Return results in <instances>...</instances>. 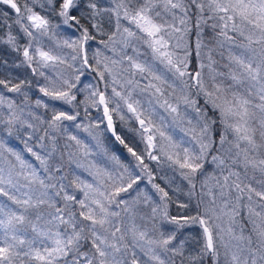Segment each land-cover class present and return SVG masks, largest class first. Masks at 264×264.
Masks as SVG:
<instances>
[{
  "label": "snow or ice",
  "instance_id": "obj_1",
  "mask_svg": "<svg viewBox=\"0 0 264 264\" xmlns=\"http://www.w3.org/2000/svg\"><path fill=\"white\" fill-rule=\"evenodd\" d=\"M0 5L15 13L0 9V264H264V0ZM147 161H166L188 200Z\"/></svg>",
  "mask_w": 264,
  "mask_h": 264
},
{
  "label": "rangeland",
  "instance_id": "obj_2",
  "mask_svg": "<svg viewBox=\"0 0 264 264\" xmlns=\"http://www.w3.org/2000/svg\"><path fill=\"white\" fill-rule=\"evenodd\" d=\"M93 47L95 48V47H101V46H100V45H96L95 42H93ZM62 51H63L64 54H68V53L70 52V50H69V49H66V48L63 49ZM128 51H129V54H131V50L129 49ZM106 54H107V55H112L110 52H106ZM94 75H95V74L92 73V74H89V75L86 76V77H82V79H83V80H86V81H92L93 83H95V81L92 80V77H93ZM143 83H146V81H143ZM109 91H110V90H109ZM8 95H11V94H8ZM138 95H139L142 99H144V102H145V103L147 102V101H146V97L144 96V94H139V93H138ZM37 97H39V93L36 95V98H37ZM43 99H46V98H43ZM78 99L82 100V99H83V94H81V95L78 97ZM61 107H62V108H66L67 106H66V105H61ZM184 107H185L184 105H181V108H182V109H184ZM68 110L71 111V109H68ZM33 111H35L37 114H39V115H41V116H44V115H45V112H44V110H43L42 108H34ZM79 111H80V113H81V119H83V111H84L83 106L80 107ZM89 111H90V113H91V115H92L93 117L97 116V113H96V111H95L94 109H90ZM159 111L167 117V123L170 125V127H169L167 130L170 131V132H172L173 135H174V137H175L177 140H179L180 137H182V136L184 135L183 132L181 131L180 126H179V125H172L171 117L167 116L166 113H163V110H162V109H159ZM188 111H189V113H190L192 116L195 115V113L192 112L191 109H188ZM84 122L87 123V121H84ZM64 123H65V125H67V126L69 127V131H70V133L79 136L81 139L87 141L88 143L92 144L93 146L95 145V141H93V140L91 139V137L88 135V133L85 132L83 129H76V128L74 127V125H73V122L65 121ZM132 123H135V121H132ZM117 128H118L119 131H122L125 135L129 136L130 133L127 131L126 128H123V127L121 126V124H120V122H119L118 119H117ZM42 134H43V133L40 132V133H37L36 135H37V137H38L39 135H42ZM136 138H137V137H136ZM60 139H61V140L58 139V143H59V145H60L62 148L64 147V145H65L66 143H71L70 141H67V139L64 138V137H60ZM184 139L187 140L188 137H184ZM136 142L138 143L139 149H143L144 146H143L142 144L139 143V139H138V138H137ZM10 143H11L12 145L17 146L18 149H19V148H22V145H20L19 142L16 141V140H13V141L11 140ZM32 143H35V141H32ZM46 143H47V141H46ZM36 150H37V151H40V149H38V148H37ZM24 155H25L26 159H28L31 163H33V164L35 165V160H34L32 157L28 156L27 153H25ZM57 155H58V154H57ZM116 156L119 158L118 155H116ZM125 158H127V156H125ZM92 159H94V160H95V159L104 160V157H103V156H93ZM127 161H130V160H127ZM104 162H105L106 164H108L109 168L114 167V165L112 164L111 161L104 160ZM148 162H151V161H148ZM126 164H128V163H126ZM129 165H130V164H129ZM131 166H133V165H131ZM158 166H159V167H164V168L167 169V170H168V169H171V168H169V167L167 166V162H166V161H165L163 164L158 165ZM81 174H82L86 179L91 180V177H88L86 173H81ZM185 183H186V182H185ZM186 184H187V183H186ZM139 187L142 188V189H144L145 191H147L150 195H152L153 198H154V200L157 202V200L155 199V197H154V195H153V192H152V189H151L152 187H151L146 181H143V182L139 185ZM132 195H135V192H132ZM226 226H227V225H225V227H226ZM196 230H197V233L199 234V233H200V229H198V228H196V229H190L189 231H191V232L194 233V232H196ZM193 249H194V248H193ZM190 250H191V249H190Z\"/></svg>",
  "mask_w": 264,
  "mask_h": 264
},
{
  "label": "trees",
  "instance_id": "obj_3",
  "mask_svg": "<svg viewBox=\"0 0 264 264\" xmlns=\"http://www.w3.org/2000/svg\"><path fill=\"white\" fill-rule=\"evenodd\" d=\"M0 9H3L4 11H8L10 13L11 16H15V13L12 12L11 9H8L6 6H3V5H0ZM37 11H40V9L37 7L36 9ZM0 15H2V13H0ZM11 22V21H9ZM3 29H0V32H2ZM14 31L18 32L19 29L16 28L14 26ZM106 39V37H105ZM23 42V41H22ZM48 43H51V42H48ZM14 55V54H13ZM11 58V57H10ZM19 71H23V70H19ZM38 94V92H35L33 91L32 93H30V96L31 98L34 100L36 98V95ZM12 95V94H11ZM19 99H22V98H18V102H19ZM200 103H203V100L202 98L200 99ZM130 138V140L134 139L135 142L137 140L136 137H133L132 133L129 134L128 136ZM59 140L60 137H58ZM13 141V140H12ZM136 145L137 147L139 148L138 146V143L136 142ZM105 147L108 149L109 153H112V154H115V155H118L119 156V160L121 161V163H128L130 165H135V161L134 159L127 153V151L121 146V145H118V144H115L110 138H107L105 139ZM61 149H63L61 146H60ZM125 156H127V158H125ZM127 160H130V161H127ZM148 162V161H147ZM149 165L151 166V168L154 170L156 176H157V179H156V183H159L161 184V186L163 187H166V189L169 191L170 195L174 198V199H178L180 201H187L188 200V197L184 195V192L187 191V184L185 183V181H183L179 175L174 172L172 169H165L164 167H159L156 162L154 161H151V162H148ZM36 164V162H35ZM38 167V165H37ZM138 171V170H137ZM41 175H43V173L41 172L40 173ZM167 177L169 180H171L172 182V187H176V186H179L180 187V191H176V192H173L172 191V187H169L166 183H165V180L164 179H161L160 177ZM147 182V178H145V180ZM148 183V182H147ZM150 185V184H149ZM151 186V185H150ZM152 189V188H151ZM152 192H153V195L155 197V199L157 200V203L159 202V195L155 192L154 189H152ZM194 205H195V201H193V210H194ZM170 212L172 214H176L177 212V208H176V205L175 203H172L170 205V208H169ZM194 235H199L197 233V230L196 232L193 233ZM197 245H196V241L193 239L189 245H188V249L189 251H191L193 248H196ZM191 249V250H190ZM177 264H179V258H177ZM210 264V262H209Z\"/></svg>",
  "mask_w": 264,
  "mask_h": 264
},
{
  "label": "water",
  "instance_id": "obj_4",
  "mask_svg": "<svg viewBox=\"0 0 264 264\" xmlns=\"http://www.w3.org/2000/svg\"><path fill=\"white\" fill-rule=\"evenodd\" d=\"M107 136L110 138V134H107ZM115 144H118L115 142L114 138H110ZM119 145V144H118Z\"/></svg>",
  "mask_w": 264,
  "mask_h": 264
}]
</instances>
